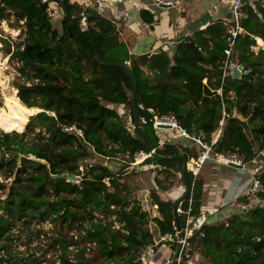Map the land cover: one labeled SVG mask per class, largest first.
Instances as JSON below:
<instances>
[{
    "label": "trees",
    "instance_id": "1",
    "mask_svg": "<svg viewBox=\"0 0 264 264\" xmlns=\"http://www.w3.org/2000/svg\"><path fill=\"white\" fill-rule=\"evenodd\" d=\"M50 2L62 13L59 28L46 15ZM241 12L239 26L244 34L237 36L232 58L242 66V74L221 81L227 46L223 21L179 41L171 55L158 50L133 57L114 36V23L94 9L71 0H0V19L13 16L22 23L16 41L0 38L9 63L19 65V78L30 82H14L17 98L26 108L43 110L30 118L26 131L0 132V175L5 180L12 178L6 197L0 200V264H40L31 254H14L12 229L16 223L26 226L46 219L67 230L76 229V239L66 240L58 231L59 238L50 243L60 248L58 264H94L97 259L102 264H139V253L154 244L148 212L137 198L124 196L129 190L122 182L123 172L112 175L100 165L79 170V164L89 148L103 158L125 157L127 164L149 150L165 158L150 157L141 163L155 169L158 189L166 191L169 180L176 177L182 182V160L169 158L180 155L188 162L197 158L200 147L176 143L159 147L156 130L148 121L153 114L173 115L179 126L207 143L220 129L215 152L235 153L245 165L264 161L259 157L264 150V49L256 54L250 50L256 38L264 46V8L246 2ZM81 14L86 15L85 31L79 28ZM140 17L146 24L153 22L145 10ZM139 64L154 75L146 76ZM121 66L129 67L135 76L137 119L147 120L140 124L141 130L131 109L133 86ZM121 106L128 110V123L117 110ZM233 109L238 117L233 116ZM71 126L81 130V137L64 131ZM59 175V179L52 178ZM67 175L79 182L65 180ZM255 177L262 189L256 196L261 202L264 169ZM184 180L192 188L190 214L195 216L201 182H193L187 170ZM1 190H6L2 182ZM150 199L160 216L155 226L159 235H174L172 202L161 200L154 191ZM187 202L186 197L181 203L184 210ZM112 216L124 224L126 234L112 228L108 221ZM185 220L179 214L181 230ZM188 242L183 264L194 252L204 261L199 264H264V206H248L224 220L205 223L192 232ZM81 244L94 245L91 258H86ZM71 246L76 249L74 262L67 258Z\"/></svg>",
    "mask_w": 264,
    "mask_h": 264
},
{
    "label": "crops",
    "instance_id": "2",
    "mask_svg": "<svg viewBox=\"0 0 264 264\" xmlns=\"http://www.w3.org/2000/svg\"><path fill=\"white\" fill-rule=\"evenodd\" d=\"M106 1L110 4V9L103 12L94 9L88 0H83V3L78 5L83 8L94 9L99 15L112 21L116 29L114 36L126 46L129 56L133 57L151 55L158 50L169 52V55H171L176 44L186 37L193 36V33L199 27H203L204 30L209 24L216 21L225 22L229 20L231 18V7L234 2V0H182L180 5L175 8L158 9L152 6L151 0ZM55 7L57 8L55 15L59 14L61 19L62 13L57 5ZM144 10L152 15V24H146L142 21L140 13ZM256 40L261 41L258 38ZM171 45L174 46L173 50H165ZM263 48L264 46H261L259 49ZM140 66L143 67L142 65ZM203 83L205 84L206 81L204 80ZM166 132L170 135L172 131ZM171 136L176 137V139L172 138L173 143L179 144L183 142V140L180 139V141L178 139L176 132L171 134ZM259 170L260 167L254 172L253 169H248L247 165L240 170L219 165L213 161L206 162L197 178L201 182V190L196 215L191 218L192 230L199 229L205 223L224 220L229 215L237 213L238 209L246 210L245 204L239 207V202L243 200L242 197L247 196V206L257 205V202H255L257 200L248 197L249 195L246 193L251 185L253 176ZM148 173L151 174V177L153 174L156 175V172ZM172 181L173 179L169 180V183ZM153 187L156 190L153 191L163 201L173 202L184 193L183 182H180L179 186H175L172 183L166 191H161L154 184ZM149 205L150 208L155 209V215L150 216L152 221L148 227L154 238L156 220L160 216L156 210V205L151 203L150 194ZM144 251L148 259L154 264H171L175 258L177 246L176 244L166 243L162 247L154 241V244L147 247ZM198 258H200L199 254L194 252L192 256H188L186 264H197L199 262Z\"/></svg>",
    "mask_w": 264,
    "mask_h": 264
},
{
    "label": "rangeland",
    "instance_id": "3",
    "mask_svg": "<svg viewBox=\"0 0 264 264\" xmlns=\"http://www.w3.org/2000/svg\"><path fill=\"white\" fill-rule=\"evenodd\" d=\"M53 11L56 13L57 8L55 5H52ZM51 23L53 24L54 27L59 28L60 27V18L59 14L51 19ZM22 23H18L15 21L13 16H11L9 19L3 18L0 19V38H8L9 40L14 39L16 41V37H14L12 34H18L19 30L22 29ZM262 41V40H261ZM258 41H255V46L258 48H261L260 45L257 43ZM258 45V46H257ZM4 45L0 43V63L5 60V54L6 50L3 47ZM263 46V42H262ZM264 49V48H263ZM257 53V51H256ZM255 53V54H256ZM9 58V56H8ZM234 62H236L234 60ZM3 63V62H2ZM1 63V69L3 76L6 77V90L2 94V91L0 89V107L3 108L5 111L10 110V104L5 100L4 95L9 98L14 91L15 95L17 94V90L14 87V82H25L22 77L19 78L17 72H16V66H14V62L8 61L7 64H2ZM19 78V79H17ZM26 85H30L29 81L25 82ZM8 87V88H7ZM16 90V91H15ZM4 98V99H3ZM17 98V95H16ZM17 100L20 102V100L17 98ZM117 110L119 114L122 116V118L127 122L128 121V110L125 107H117ZM40 113V112H37ZM36 113V114H37ZM233 116L238 117L236 114L235 110L233 109L232 111ZM35 115V114H34ZM32 115V116H34ZM30 116L28 118V122L30 121ZM240 118V117H239ZM128 123V122H127ZM26 124V126H27ZM26 126H24V129L21 132L26 131ZM0 132L2 133H14L16 131H11V132H5L0 128ZM21 132H16V133H21ZM170 132V131H169ZM171 134L175 133V131L170 132ZM169 135L167 132H161V131H156V135L160 141H166L167 143H170L173 141L172 138L176 139V137ZM164 135V136H163ZM213 135V134H212ZM32 135H29L28 140L31 138ZM178 139L183 140V142L179 143L180 145L182 144H187L188 141L179 137ZM180 140V141H181ZM158 142V144H159ZM92 148L88 149V156L85 158L84 161H82L79 164V170H83L84 166L87 165H100L106 167L112 175H117L120 172H123V177H122V182L125 186H127L128 190L124 194L128 197V200H133L134 198H138V196L141 195V192L143 190L148 191L149 193L154 189L153 184L154 183V177L156 175L153 174L151 177V174L148 172H155V169H153L152 166H146L141 164V160L139 157H136L135 160L127 164L124 160L125 157L117 156L113 159L110 158H103L101 156H98L92 152ZM200 152V151H199ZM124 159V160H123ZM137 160V161H136ZM260 167V170L264 169V161H259V160H254L251 164H247V168L253 169L254 172H256V169ZM244 169V168H243ZM75 178V177H74ZM76 183L79 182L76 178L74 179ZM153 181V182H152ZM0 182L5 184L6 190H1L0 191V200L4 199L7 195V190L12 182L11 179L5 180L2 175H0ZM174 183L176 185H180L178 177L175 178L170 184ZM156 186V185H155ZM156 191V190H155ZM154 191V192H155ZM128 192L130 193L128 195ZM257 195H250L248 197L253 198V200H257ZM246 197H242L243 200L239 202V207L244 206ZM184 201V200H183ZM248 202V201H247ZM257 204L264 206V202L261 201L259 202L258 200L255 201ZM241 205V206H240ZM245 208H248L247 205H245ZM155 209L150 208L148 211V217L149 219L151 218L150 216L155 215ZM99 217H104L102 214H98ZM152 219L150 220L151 223ZM152 225V224H151ZM58 231H60L63 236H65L66 240H69L70 237H73L74 239L77 238V233L75 227H73L71 230H67L64 226H56L54 225L51 220L46 219L43 222L35 223L32 221L30 224L26 226H22L19 223H16L14 228L12 229V232L15 236V242H14V254L15 255H23L26 257L27 255H32L38 258L40 261V264H50V263H55L58 264V256L60 254V248L58 247L57 244H55L54 247H50V243H53V239L59 238ZM80 246H84L86 251H85V256L86 258H91V256L94 253L93 246L94 245H86V244H81ZM75 247L71 246L68 247L67 251V258L69 262H74V252H75ZM199 262H204L201 258H198ZM199 262L197 264H199ZM94 264H102V261L100 259H97Z\"/></svg>",
    "mask_w": 264,
    "mask_h": 264
},
{
    "label": "built area",
    "instance_id": "4",
    "mask_svg": "<svg viewBox=\"0 0 264 264\" xmlns=\"http://www.w3.org/2000/svg\"><path fill=\"white\" fill-rule=\"evenodd\" d=\"M42 3H45L46 0H40ZM94 9H97L99 12H103L106 10L110 9V4L106 0H88ZM182 0H151L152 6L158 9H169V8H175L180 5ZM71 2L76 3V4H82L83 0H71ZM88 2V4H89ZM248 3H260V5L264 8V0H234L232 7H231V18L227 21L224 22V27H225V32H226V48L223 51L224 54V59L221 64V81H223L225 78L229 77L231 74V68H234L237 66L236 62H234V59L232 58L233 52H234V47H235V40L238 35L244 34V31L240 28L239 26V20L242 16V8L244 4ZM47 8H46V15L49 18H53L55 16V12L53 11L52 5L55 3H47ZM57 5V4H55ZM79 28L81 31H85L87 28L86 24V15L81 14L80 15V21H79ZM199 31L203 30V27L198 28ZM21 30H19L18 34H15L14 37L18 38L19 33ZM186 37V36H185ZM250 50L254 53L259 50L258 47L255 45L250 48ZM6 56V55H5ZM8 57V56H7ZM9 59V58H8ZM14 66L19 68V65L17 62L13 63ZM140 69L144 72V74L148 77H152L155 72L150 71L149 69L145 67L139 66ZM220 94V91H218ZM140 109H143L142 106H139ZM151 114H153L152 110H148ZM149 122L152 123L154 129L156 131H161V132H166V131H175L179 137L185 139L188 141L187 144H182V147H191L194 145H197L200 147V152L195 159H189L188 162H186V170L191 173L193 177V182L195 179L199 177L200 170L202 166L208 162V161H213L219 165H225L229 166V164H235V165H241L242 168H245V164L241 163V160L238 158V156L235 153H218L215 152L213 149V145L217 142L219 135L221 133V130H217L212 136L210 143H207L203 141V139L198 137H195L191 134H189L186 129L183 127L179 126L177 119L171 115H156L153 114L152 118L148 120ZM147 120L145 119H140V124H146ZM163 126V127H161ZM65 132H74L78 137H81L82 132L80 129L75 128L74 126H71L69 128L64 129ZM164 136V135H163ZM164 143H167L166 141H160L158 146L162 147ZM173 143V142H170ZM153 152V151H150ZM146 156L144 160H146L149 157V153H139L135 155L134 160L136 157H142ZM259 156H262L264 160V150L259 153ZM143 160V161H144ZM137 161V160H136ZM142 161V162H143ZM141 162V163H142ZM193 186V185H192ZM262 191L258 179L253 176L251 180V185L247 191L246 194L249 196L252 195H257ZM188 202H187V209L184 210L181 207V203L177 207V214H184L186 216L185 220V226L183 230H181V237L178 238V234L175 230V234H164L163 236H160L159 242L157 245H161L162 247L165 246L166 243H172L176 244L177 246V251L174 260L172 261L171 264H183L184 263V257L186 256V251L189 247V242L188 239L192 235V226H191V204H192V188L189 189L188 191ZM113 208V207H111ZM95 216L99 217L98 214H95ZM102 218V217H99ZM108 221L112 222V228L115 230H120L122 233L126 234L127 231L123 229L124 224L117 221L114 216L108 218ZM201 237H203V234H201ZM138 262L139 264H154L152 261H150L147 257V254L145 251H142L138 255Z\"/></svg>",
    "mask_w": 264,
    "mask_h": 264
},
{
    "label": "water",
    "instance_id": "5",
    "mask_svg": "<svg viewBox=\"0 0 264 264\" xmlns=\"http://www.w3.org/2000/svg\"><path fill=\"white\" fill-rule=\"evenodd\" d=\"M170 49L173 50L174 46L171 45V46L167 47L165 50L168 51ZM121 68L123 69L125 74L129 77L131 85L133 86V94H132V100H131V109H132L134 120H135L139 130H141L140 122L138 121L137 115H136V105H135L136 81H135V76H134L133 72L131 71V69L129 67H122L121 66ZM241 74H242V66L241 65H237L234 68H231V74H230L229 77L231 79H238V78H240ZM42 111L43 110H40L39 112H42ZM161 127H163V126H161ZM195 137H198V134ZM143 143L145 144V141ZM148 153H149V157L156 158L158 160L165 159V158H162V157H156L154 155V153L150 152L149 150H148ZM259 157H260V159H263L262 156H259ZM174 158H180L182 160L181 178H182V182H183V186H184L183 195L180 196L179 198L175 199L172 202V205H171L172 214H173V218H174V226H175L176 232L178 234V238H180L181 237V232H180L181 228H180V223H179V215L177 214V207L187 197L189 188H188L187 183L184 180V173L186 171V161L180 155H175L174 157L169 158V159H174ZM229 167H232L234 169H240V170L242 169L241 165H235V164H231V163L229 164ZM52 178L53 179H59V178H61V176L60 175L59 176H52ZM74 179L75 178L72 175H67L65 177V180L71 181V182L74 181ZM149 194L150 193L148 191L143 190L141 192V195L138 196V198H137V200L139 201V203L141 205V208H142V210L144 212H148L149 209H150ZM154 230H155L154 231V241H155V243H158L159 239H160V235H159L158 230L156 228Z\"/></svg>",
    "mask_w": 264,
    "mask_h": 264
},
{
    "label": "bare ground",
    "instance_id": "6",
    "mask_svg": "<svg viewBox=\"0 0 264 264\" xmlns=\"http://www.w3.org/2000/svg\"><path fill=\"white\" fill-rule=\"evenodd\" d=\"M12 35L15 36V33ZM258 45L262 46V43L260 40H258ZM2 62L1 63L4 65L7 64L8 57H5V60ZM6 81L7 79L6 77L3 76L2 69L0 66V89L2 91V94L6 90ZM10 95L11 96L9 98H7L4 95L5 100L10 104V110L5 111L3 108L0 107V128L5 132H11V131L21 132L24 129V126H26L28 122V118L36 114L37 112H39L40 109L24 107L17 100L14 91ZM145 158L146 156L144 155L140 157V160H141L140 162H142Z\"/></svg>",
    "mask_w": 264,
    "mask_h": 264
}]
</instances>
